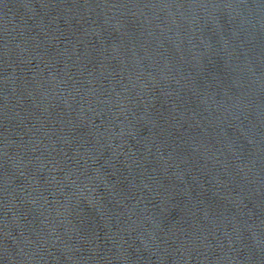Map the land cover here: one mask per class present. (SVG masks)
Instances as JSON below:
<instances>
[{
    "label": "water",
    "instance_id": "obj_1",
    "mask_svg": "<svg viewBox=\"0 0 264 264\" xmlns=\"http://www.w3.org/2000/svg\"><path fill=\"white\" fill-rule=\"evenodd\" d=\"M0 264H264V0H0Z\"/></svg>",
    "mask_w": 264,
    "mask_h": 264
}]
</instances>
